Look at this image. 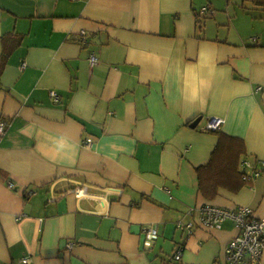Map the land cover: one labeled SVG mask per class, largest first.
I'll use <instances>...</instances> for the list:
<instances>
[{
	"label": "crops",
	"instance_id": "crops-1",
	"mask_svg": "<svg viewBox=\"0 0 264 264\" xmlns=\"http://www.w3.org/2000/svg\"><path fill=\"white\" fill-rule=\"evenodd\" d=\"M255 1L0 0V264H227L199 209L264 218Z\"/></svg>",
	"mask_w": 264,
	"mask_h": 264
},
{
	"label": "built area",
	"instance_id": "built-area-1",
	"mask_svg": "<svg viewBox=\"0 0 264 264\" xmlns=\"http://www.w3.org/2000/svg\"><path fill=\"white\" fill-rule=\"evenodd\" d=\"M208 10L204 8L202 13H207ZM84 33V32H83ZM98 59L95 55H91L90 63L95 65ZM23 69V67H22ZM54 98L57 97L56 92L51 93ZM224 119L220 117H212L207 120V129L213 132L219 131ZM6 131V124L0 123V135ZM257 166L250 161H244V179L250 180L253 177H259L262 174L261 169H264V162L258 161ZM251 171V172H250ZM82 191H78L80 195ZM200 224L208 230H220L223 225L230 221L239 233L233 237L226 245L225 258L227 264H260L264 252V218L255 217L252 210L248 207H239L231 210L211 204H205L200 209ZM188 233H193L192 225L187 226ZM147 234L150 241H154L158 237L157 231L148 229ZM182 247L178 248L175 259L181 260ZM30 259L22 260L23 264H29Z\"/></svg>",
	"mask_w": 264,
	"mask_h": 264
},
{
	"label": "water",
	"instance_id": "water-1",
	"mask_svg": "<svg viewBox=\"0 0 264 264\" xmlns=\"http://www.w3.org/2000/svg\"><path fill=\"white\" fill-rule=\"evenodd\" d=\"M201 120H202L201 118L195 120V121L190 125V127L193 128V129H195V128L199 125V123L201 122Z\"/></svg>",
	"mask_w": 264,
	"mask_h": 264
},
{
	"label": "trees",
	"instance_id": "trees-1",
	"mask_svg": "<svg viewBox=\"0 0 264 264\" xmlns=\"http://www.w3.org/2000/svg\"><path fill=\"white\" fill-rule=\"evenodd\" d=\"M257 1H258V3H257ZM257 1H255V4L257 5V6H259L260 4H262L263 5V7H264V0H257ZM218 132V131H217ZM217 132H214V133H217ZM244 177V176H243Z\"/></svg>",
	"mask_w": 264,
	"mask_h": 264
}]
</instances>
